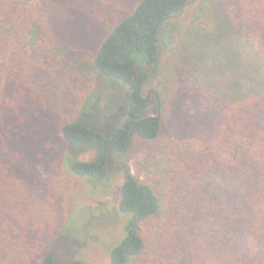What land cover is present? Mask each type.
Wrapping results in <instances>:
<instances>
[{
	"label": "trees",
	"instance_id": "1",
	"mask_svg": "<svg viewBox=\"0 0 264 264\" xmlns=\"http://www.w3.org/2000/svg\"><path fill=\"white\" fill-rule=\"evenodd\" d=\"M196 1L139 0L117 22L92 63L100 76L124 86L125 118L110 136L58 122L56 137L95 146L96 155L75 160L53 154L44 200L11 217L5 206L29 202L34 188L26 176L23 141L32 126L24 115L26 77L19 62L45 40V21L37 0H0V39L12 42L15 53L10 64L0 58V264H55L68 196L80 179L106 181L115 156L130 162L118 202L128 221L110 264H264V92L243 95L237 86L211 134L192 129L165 137L155 86L159 63L178 36L202 43L217 30L208 7ZM220 1L232 11L223 28L254 41L264 55V0ZM88 97L83 93L73 111L80 113ZM212 175L230 191L209 197Z\"/></svg>",
	"mask_w": 264,
	"mask_h": 264
},
{
	"label": "rangeland",
	"instance_id": "2",
	"mask_svg": "<svg viewBox=\"0 0 264 264\" xmlns=\"http://www.w3.org/2000/svg\"><path fill=\"white\" fill-rule=\"evenodd\" d=\"M37 1L44 14L45 40L31 54L24 53L19 62L21 77H26L21 79V88L27 92L24 115L32 126L23 141L26 176L34 188L29 202L5 206L11 217L42 203L53 154L71 155L75 160H91L96 155L95 146L67 145L56 137L58 122L81 123L110 136L126 116L124 86L100 76L92 58L139 0ZM196 2L208 7L217 30L202 43L178 36L159 63L155 86L163 102L165 137L192 129L197 135L211 134L237 86L243 95L264 92V55L254 41L223 28L221 23L227 24L232 14L227 3ZM14 55L13 43L0 39V58L10 64ZM83 93L89 97L77 113L73 110ZM125 165L130 162L115 156L106 181L79 180L66 201L68 225L53 249L55 264H110V251L127 236L128 220L118 210L121 184L128 174ZM207 183L209 197L218 196L222 189L230 191L220 176L208 177Z\"/></svg>",
	"mask_w": 264,
	"mask_h": 264
}]
</instances>
